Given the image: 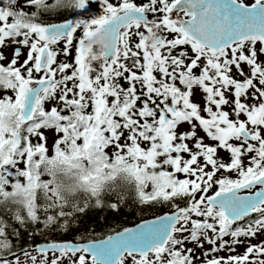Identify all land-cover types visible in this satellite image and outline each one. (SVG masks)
Returning <instances> with one entry per match:
<instances>
[{"label": "snow or ice", "instance_id": "obj_1", "mask_svg": "<svg viewBox=\"0 0 264 264\" xmlns=\"http://www.w3.org/2000/svg\"><path fill=\"white\" fill-rule=\"evenodd\" d=\"M262 57L264 0H6L0 264H264Z\"/></svg>", "mask_w": 264, "mask_h": 264}, {"label": "trees", "instance_id": "obj_2", "mask_svg": "<svg viewBox=\"0 0 264 264\" xmlns=\"http://www.w3.org/2000/svg\"><path fill=\"white\" fill-rule=\"evenodd\" d=\"M137 2H140V0H137ZM2 5H6V0H2ZM93 7L95 11V9H97V5H94ZM201 106H203V102L201 103ZM187 129H180V131H185ZM225 155L226 153H224V156ZM226 158L227 157H224L225 160ZM159 207L161 210L157 214L169 212L167 206ZM151 217H154L151 211L141 212L139 207L134 206L131 203H129L126 207H123L120 212H112L109 210H95L90 214L81 216L80 220L82 221V223L80 221H77L73 225V230L69 231L67 234L54 233L50 235L48 239L76 242L102 239L106 238V236L109 234H113L114 231H121L124 227H129L142 221V219ZM43 240L44 237L37 238V242H43Z\"/></svg>", "mask_w": 264, "mask_h": 264}, {"label": "rangeland", "instance_id": "obj_3", "mask_svg": "<svg viewBox=\"0 0 264 264\" xmlns=\"http://www.w3.org/2000/svg\"><path fill=\"white\" fill-rule=\"evenodd\" d=\"M249 2H251V0H249ZM26 51H27V50L25 49V53H26ZM7 54L9 55V57H11V49H9V50L7 51ZM61 57H62V56H61ZM61 57H59V59H60ZM21 59H23V57H22ZM262 59H264V57H262ZM245 71H247V67H245ZM194 98H195L196 102H198V103H202V99H201V94H200V92H196V95H195ZM50 106H51V105H48V107H50ZM180 129H187V125L184 124ZM199 135L203 136L204 133L201 131V132H199ZM206 142H209V141H206ZM50 144H51V140L49 141V145H50ZM220 155H222L223 157H227V154L224 156V153H223V152H221ZM226 160H227V158H226ZM253 242L255 243L256 241H253ZM208 247H210V246H209V245H205V248H208ZM243 251H244L243 246L237 248V252L242 253ZM220 255H227V253H225V252H221Z\"/></svg>", "mask_w": 264, "mask_h": 264}, {"label": "water", "instance_id": "obj_4", "mask_svg": "<svg viewBox=\"0 0 264 264\" xmlns=\"http://www.w3.org/2000/svg\"><path fill=\"white\" fill-rule=\"evenodd\" d=\"M0 6H3L2 5V0H0ZM167 213V212H166ZM166 213H163V214H166ZM162 215V214H161ZM151 218H154V217H151ZM151 218H147V219H151ZM140 222H142V221H140ZM140 222H138V223H140ZM137 224V223H136ZM136 224H134V225H131V226H129V227H135L136 226ZM114 234V233H113ZM102 239H104V238H102ZM96 240H99V239H96ZM90 241V240H89ZM89 241H82V242H76V241H72V242H75V243H88Z\"/></svg>", "mask_w": 264, "mask_h": 264}, {"label": "flooded vegetation", "instance_id": "obj_5", "mask_svg": "<svg viewBox=\"0 0 264 264\" xmlns=\"http://www.w3.org/2000/svg\"><path fill=\"white\" fill-rule=\"evenodd\" d=\"M95 11L96 12H99V8H98V6H97V9H95ZM61 60H63L64 59V57L62 56L61 58H60ZM196 92H200L199 90H196ZM201 94V93H200ZM202 95V94H201ZM203 102V101H202Z\"/></svg>", "mask_w": 264, "mask_h": 264}]
</instances>
